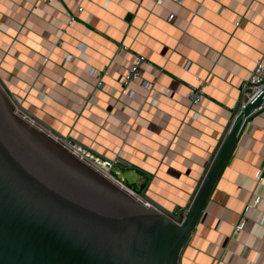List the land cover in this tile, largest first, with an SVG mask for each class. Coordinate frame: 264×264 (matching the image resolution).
I'll use <instances>...</instances> for the list:
<instances>
[{
    "label": "crops",
    "instance_id": "crops-1",
    "mask_svg": "<svg viewBox=\"0 0 264 264\" xmlns=\"http://www.w3.org/2000/svg\"><path fill=\"white\" fill-rule=\"evenodd\" d=\"M135 54L153 65L126 96L121 80ZM259 59L264 66V0H0V80L9 93L48 131L99 158L119 157L118 177L168 210L191 204ZM106 68L98 88L90 73ZM200 81L204 98L192 105ZM260 170L264 105L246 120L179 264H264ZM254 198L260 206L236 233Z\"/></svg>",
    "mask_w": 264,
    "mask_h": 264
},
{
    "label": "water",
    "instance_id": "water-1",
    "mask_svg": "<svg viewBox=\"0 0 264 264\" xmlns=\"http://www.w3.org/2000/svg\"><path fill=\"white\" fill-rule=\"evenodd\" d=\"M263 105L264 88L236 114L182 213L145 192L153 203H144L82 159L27 119L50 128L0 83V264H179L246 120Z\"/></svg>",
    "mask_w": 264,
    "mask_h": 264
},
{
    "label": "built area",
    "instance_id": "built-area-1",
    "mask_svg": "<svg viewBox=\"0 0 264 264\" xmlns=\"http://www.w3.org/2000/svg\"><path fill=\"white\" fill-rule=\"evenodd\" d=\"M43 1H45L46 3H54V2H60L61 0H43ZM178 1L180 3H182L185 0H178ZM79 11H82V9L79 8ZM69 18H70V21H69L70 25H72L76 22V16L74 13H71L69 15ZM174 18H175L174 14H171L169 16L170 21H172ZM58 44L61 45V42ZM65 58H66V61L67 60L69 61L70 55H67ZM145 65L152 66L153 63L148 61L143 55L135 54L134 60L132 61V63L128 67L127 72L124 74V76L121 80L122 89H123V92L125 93L126 96H130L132 94L131 87L134 83H137L140 80L141 74L143 72ZM90 74L97 78V87L98 88L105 86L104 78L108 75V69L107 68L101 72H97L95 70H92ZM152 85H153V83H149V82L144 83V87H146V88H152ZM205 88H206V83L202 82V81H200V83L197 86H194L191 88L190 93L188 95V99L192 105H199L201 103L202 99L204 98ZM263 88H264V66L262 65V60L259 59L256 62V66H255L254 70L252 71V74H251V76H250V78L246 84V87H245V89H246L245 95L247 97V100L240 102V104L238 105V108H237L238 109L237 114L244 108L246 103L248 101H251L252 99H254L256 97V95ZM167 94H168V90H165L163 92V95H167ZM21 114L25 117L28 116L23 111H21ZM59 140L62 141L64 144L67 143L68 145H66V144L65 145L67 147H69L70 149H71V147L72 148L78 147L80 149H84L83 150L84 154L80 156L82 159H84L85 161H87L88 163H90L91 165H93L95 167L99 166L97 168L101 167L102 171L105 174H108L110 176L115 177L120 185H126L124 183V181L118 177V175H120V173H121L120 167L123 164V161L119 157L116 156L115 158H112V159H102V158H99L98 156H96L91 149L81 145L78 142L73 141V144H70L69 140L67 138H63V139H59ZM113 171H115L116 173L114 174ZM263 176H264V171L260 170L258 173V176L256 178L258 183H262V181L264 179ZM259 206H260V199H257V198H254L252 201H250L246 205V207L244 209L243 217L241 218L239 223L235 226V232L236 233L244 231L247 228V225H248L247 213L251 209H257ZM261 224L264 226V215L261 218Z\"/></svg>",
    "mask_w": 264,
    "mask_h": 264
},
{
    "label": "rangeland",
    "instance_id": "rangeland-1",
    "mask_svg": "<svg viewBox=\"0 0 264 264\" xmlns=\"http://www.w3.org/2000/svg\"><path fill=\"white\" fill-rule=\"evenodd\" d=\"M0 83H2L1 82V80H0ZM10 94V93H9ZM238 110V109H237ZM42 119V118H41ZM43 120V119H42ZM44 121V120H43ZM45 122V121H44ZM38 124H40V123H38ZM40 126H42V127H44V125H42V124H40ZM45 129H46V127H44ZM47 131H48V129H46ZM49 133H51V134H53L54 136H56L57 138H59V139H63V138H67L68 140H69V138L68 137H64L63 135V137L62 136H60L59 134H57V133H55V132H52V131H48ZM69 143L70 144H73V141L72 140H69ZM113 173L115 174L116 172L115 171H113ZM119 178H122V175L119 177ZM132 181H131V179L128 177V178H126V184H131L132 185V183H131ZM130 185V186H131ZM137 193V192H136ZM138 194V196L139 197H141V194L140 193H137ZM142 198H144V197H142ZM182 213L184 212V211H181Z\"/></svg>",
    "mask_w": 264,
    "mask_h": 264
},
{
    "label": "bare ground",
    "instance_id": "bare-ground-1",
    "mask_svg": "<svg viewBox=\"0 0 264 264\" xmlns=\"http://www.w3.org/2000/svg\"><path fill=\"white\" fill-rule=\"evenodd\" d=\"M27 119H29L30 121H32L33 123H35L37 126H39L40 128H43L44 129V127H42V126H40V124H38L37 123V121H35L34 122V120L32 119V118H27ZM45 131H47V130H45ZM66 145H68L67 143H65ZM71 149L73 150V152H75L78 156H81V155H83L84 154V149H80V148H72L71 147ZM85 158V157H84ZM89 158V157H88ZM97 167H99V166H97ZM98 169H101L102 170V168L100 167V168H98ZM139 199H141L144 203H149L145 198H142V197H139V196H137Z\"/></svg>",
    "mask_w": 264,
    "mask_h": 264
}]
</instances>
